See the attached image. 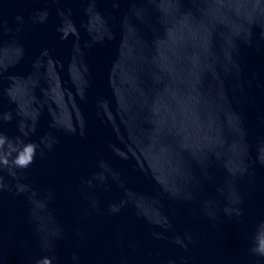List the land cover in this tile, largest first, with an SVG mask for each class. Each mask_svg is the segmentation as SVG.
Returning a JSON list of instances; mask_svg holds the SVG:
<instances>
[{"label": "water", "instance_id": "95a60500", "mask_svg": "<svg viewBox=\"0 0 264 264\" xmlns=\"http://www.w3.org/2000/svg\"><path fill=\"white\" fill-rule=\"evenodd\" d=\"M112 5L0 0L2 131L34 124L27 139L58 141L22 178L34 195L4 173L0 264H264L250 252L264 219V47L244 43L264 31V0ZM241 194L244 217L229 219Z\"/></svg>", "mask_w": 264, "mask_h": 264}, {"label": "clouds", "instance_id": "9594fccd", "mask_svg": "<svg viewBox=\"0 0 264 264\" xmlns=\"http://www.w3.org/2000/svg\"><path fill=\"white\" fill-rule=\"evenodd\" d=\"M114 8L119 7V0H113ZM70 9L68 12L70 13ZM59 15L64 16L65 12L63 10H58ZM66 38V37H65ZM244 43L248 47H264V31H261L257 34H250L247 40ZM236 59L233 62L234 75L236 76L238 86L240 90L243 91V83L241 81V76L243 73V67L240 62V50L237 49L235 53ZM251 82V81H249ZM85 98V97H82ZM13 119L12 113L10 111L0 110V192L4 190H12V185L5 183L4 173L14 178L16 180L15 183V192L16 194H25L28 192H32L34 195V191L31 190L30 185L22 183V178L25 177L26 170L30 168V166L35 162L37 156L43 157L45 155V149L52 150L53 144L58 143L57 140L47 141L45 138H41L39 142L31 141L27 139L28 136L35 132L34 124H20L18 123L17 127L20 131L21 135L15 138L9 137L7 133L2 131V126L5 123H10ZM76 129L65 130V132L74 133ZM81 135H83V128H81ZM262 142H264V137L261 138ZM254 163L260 164L264 167V159H261L257 156L254 159ZM99 167L106 168V164L104 162H98ZM249 168L246 164L237 169L236 173H233L235 176L237 173L240 177H244L248 174ZM97 178L105 179L103 175H99ZM86 183L89 186L93 185V178L87 179ZM50 197H52V192H50ZM245 197L241 194L238 196L235 201V209L234 212L228 215L229 219L234 215L236 218H243L245 214V209L243 207ZM95 200H93V205H95ZM119 208L113 205H109L108 211L112 214L119 213ZM57 234V233H56ZM55 235V234H54ZM191 239V237H188ZM175 242L180 244L182 247H187L184 241L180 237L175 238ZM43 247L45 249H50L51 245L47 238H44ZM250 252L260 258H264V219L261 220L260 225L257 227L253 237L252 244L250 247ZM74 259H78V257L74 256ZM35 264H52V261L49 257L45 256L40 259H36ZM169 264H173L172 261H169Z\"/></svg>", "mask_w": 264, "mask_h": 264}]
</instances>
